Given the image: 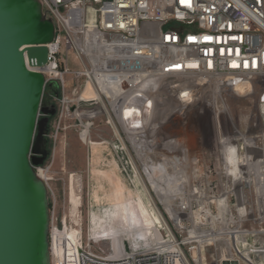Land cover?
Instances as JSON below:
<instances>
[{
  "label": "built area",
  "instance_id": "2783aa9c",
  "mask_svg": "<svg viewBox=\"0 0 264 264\" xmlns=\"http://www.w3.org/2000/svg\"><path fill=\"white\" fill-rule=\"evenodd\" d=\"M37 1L54 38L45 64L25 55V65L62 92L61 119L73 90L80 123L106 117L129 158H172L182 189L169 196L173 215L162 206L161 226L119 256L92 252L51 213L49 264H264L251 162L264 151V0ZM228 92L257 95V119L243 129L221 102ZM141 100L144 123L131 132L123 114Z\"/></svg>",
  "mask_w": 264,
  "mask_h": 264
},
{
  "label": "water",
  "instance_id": "95a60500",
  "mask_svg": "<svg viewBox=\"0 0 264 264\" xmlns=\"http://www.w3.org/2000/svg\"><path fill=\"white\" fill-rule=\"evenodd\" d=\"M53 38L37 0H0V264H49L46 188L33 169L49 155L39 116L54 112L41 107L45 79L24 56L45 64Z\"/></svg>",
  "mask_w": 264,
  "mask_h": 264
},
{
  "label": "rangeland",
  "instance_id": "374dc122",
  "mask_svg": "<svg viewBox=\"0 0 264 264\" xmlns=\"http://www.w3.org/2000/svg\"><path fill=\"white\" fill-rule=\"evenodd\" d=\"M44 90L46 91V87ZM65 95L71 101L69 114L61 119L60 91L54 100L55 116L50 119L45 135L50 152L49 158L33 169L36 175L37 170L47 172L45 174L49 180L38 178L46 188L48 214L50 216L54 213L58 220L65 219L68 225L81 231L83 245H88L92 252L108 255L113 247L115 255L122 254L124 244L127 245L135 236H146L155 223L148 201L165 220L166 215L138 156H131L129 164L125 158L127 167L120 168V172L114 176L110 173L108 179L91 182L89 173L91 152L108 149L116 151L123 142L121 132L116 125L115 127L108 125L106 117L89 124L85 120L80 123L75 116L77 109L74 103L75 92L69 90ZM221 102L226 114L242 129L257 119L256 93L249 95L247 92H228L222 95ZM135 107L134 103L132 108ZM131 112L135 113V117L144 113L141 110ZM83 132L86 135H82ZM119 158L122 160L121 154ZM164 159L172 158L147 155V168L156 171L157 165ZM168 171L170 172L169 169ZM71 179L75 199L73 201L70 200ZM72 202H76V214L72 213Z\"/></svg>",
  "mask_w": 264,
  "mask_h": 264
},
{
  "label": "bare ground",
  "instance_id": "6f19581e",
  "mask_svg": "<svg viewBox=\"0 0 264 264\" xmlns=\"http://www.w3.org/2000/svg\"><path fill=\"white\" fill-rule=\"evenodd\" d=\"M86 94L91 95L89 91H87ZM216 94H217V90H214L212 92V95L215 96ZM142 103H144L143 100L135 103L136 107L134 109L132 108L134 104H132L130 106V108L127 109V112H125V114H123V120L125 121V125L127 126V128H129V130L131 132L135 131L136 128H138V126H141V127L143 126V123H144L143 119H144L145 113H143V114L140 113L137 117H135L134 116L135 113L133 114V112H131V111L135 112L137 110H141V107L143 106ZM121 153L125 154V152H121ZM251 155H252L251 162H252V164H254V168H253V172L255 174L254 182H255V185H256L260 195H264V151L258 149V151L251 152ZM137 156L139 157V159L143 163V167L145 169V174H146L147 178L149 179V182L151 183L152 188L154 190V193L156 194L159 202L162 204V206L168 212V214L170 216H172L173 215L172 204L170 203L169 196L173 193L181 194L182 189L178 185V181L180 180L178 178L179 176L178 175L176 176V174L170 168L171 165L169 162L171 160H168V159L165 160L164 159L163 161H166V162L160 161V163L156 167L157 168L156 171H152V170L150 171L147 168V161H146L147 155L137 154ZM126 160L128 161V164H129L130 163L129 158H126ZM168 169L170 170V172L168 171ZM45 173H47V172L43 171L40 174V176L44 180L47 181L49 179L46 177ZM185 177H187V176H185ZM70 200H72V201L75 200L74 199V193H73L72 179H71V183H70ZM77 201H79V200H77ZM72 203H73L72 213L76 214V212H77L76 211V209H77L76 208V202H72ZM148 205H149V208L151 209L153 216H154V219H155V223L153 224V227L149 230L154 231L156 227L161 226L162 221L160 220V215H159V212L156 209V207L154 206L155 209L152 208V206L149 204V201H148ZM119 255H115V256H119Z\"/></svg>",
  "mask_w": 264,
  "mask_h": 264
},
{
  "label": "crops",
  "instance_id": "0c3cea01",
  "mask_svg": "<svg viewBox=\"0 0 264 264\" xmlns=\"http://www.w3.org/2000/svg\"><path fill=\"white\" fill-rule=\"evenodd\" d=\"M120 154L122 156V160L119 158ZM91 156L92 161L89 166V173L90 180L93 183L98 182L99 179H108V174L112 173L114 176L116 173L120 172V168L123 169L127 167L125 163V158H128L127 155L117 150L108 149L98 151L96 153L92 151ZM97 193L98 192L96 191V196Z\"/></svg>",
  "mask_w": 264,
  "mask_h": 264
},
{
  "label": "flooded vegetation",
  "instance_id": "af4514ba",
  "mask_svg": "<svg viewBox=\"0 0 264 264\" xmlns=\"http://www.w3.org/2000/svg\"><path fill=\"white\" fill-rule=\"evenodd\" d=\"M46 88H47V91L44 90L43 95H42V101L44 102V105L42 106V104H41V107L42 108H45V109H48L50 112H54L53 115H46V116L42 115V117H41V118H44L45 117V118L48 119V123H47V126H46V130L44 132V137L46 139V142H45V151L46 152H49V150L47 148V138H46L45 135L47 134L49 121H50V119H52L55 116V113H56L55 107H54V103H55L54 100L58 97L59 90H58V88L55 85H52L51 88H48V87H46ZM42 101H41V103H42ZM41 118L39 117V119H41ZM49 154H50V152H49ZM48 158H49V155L46 156V159H44L43 163Z\"/></svg>",
  "mask_w": 264,
  "mask_h": 264
},
{
  "label": "trees",
  "instance_id": "16d2710c",
  "mask_svg": "<svg viewBox=\"0 0 264 264\" xmlns=\"http://www.w3.org/2000/svg\"><path fill=\"white\" fill-rule=\"evenodd\" d=\"M46 91H47V88H46ZM41 104H42V106H43V105H44V102L42 101V103H41Z\"/></svg>",
  "mask_w": 264,
  "mask_h": 264
},
{
  "label": "clouds",
  "instance_id": "9594fccd",
  "mask_svg": "<svg viewBox=\"0 0 264 264\" xmlns=\"http://www.w3.org/2000/svg\"><path fill=\"white\" fill-rule=\"evenodd\" d=\"M231 151H232V152H234V151H235V149H232Z\"/></svg>",
  "mask_w": 264,
  "mask_h": 264
},
{
  "label": "snow or ice",
  "instance_id": "6c2138e0",
  "mask_svg": "<svg viewBox=\"0 0 264 264\" xmlns=\"http://www.w3.org/2000/svg\"><path fill=\"white\" fill-rule=\"evenodd\" d=\"M235 66V65H234Z\"/></svg>",
  "mask_w": 264,
  "mask_h": 264
}]
</instances>
